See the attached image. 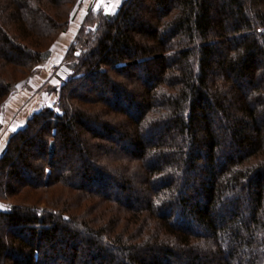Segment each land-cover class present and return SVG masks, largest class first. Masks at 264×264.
Here are the masks:
<instances>
[{"label": "trees", "instance_id": "1", "mask_svg": "<svg viewBox=\"0 0 264 264\" xmlns=\"http://www.w3.org/2000/svg\"><path fill=\"white\" fill-rule=\"evenodd\" d=\"M80 2L0 0V112ZM87 21L0 156V264H264V0Z\"/></svg>", "mask_w": 264, "mask_h": 264}, {"label": "rangeland", "instance_id": "2", "mask_svg": "<svg viewBox=\"0 0 264 264\" xmlns=\"http://www.w3.org/2000/svg\"><path fill=\"white\" fill-rule=\"evenodd\" d=\"M89 1L81 0L79 5L74 8L68 29L55 40L46 62L39 66L29 78L21 81L17 89L7 99L0 112V156L12 133L17 131L19 126H24L35 112L43 107L52 106L56 102L63 82L72 73L69 67L74 61L70 57L71 48L83 26L88 23L90 12L101 10L95 7L97 3L90 4ZM106 7L113 8V10H103L107 13H115L118 8V6L109 4ZM78 50L82 51L83 49L78 47ZM12 103L14 104L10 106ZM15 200L0 198V211L8 210Z\"/></svg>", "mask_w": 264, "mask_h": 264}, {"label": "crops", "instance_id": "3", "mask_svg": "<svg viewBox=\"0 0 264 264\" xmlns=\"http://www.w3.org/2000/svg\"><path fill=\"white\" fill-rule=\"evenodd\" d=\"M123 0H90L89 3L90 4H94L95 2V7L97 9H101V10H113V8H110V7H106L107 4L109 5H114L115 7L118 6L117 10L119 9L121 3H122ZM116 10V11H117ZM29 92V90H27ZM14 103H12L10 106H12ZM23 125L19 126L16 130L20 129Z\"/></svg>", "mask_w": 264, "mask_h": 264}, {"label": "snow or ice", "instance_id": "4", "mask_svg": "<svg viewBox=\"0 0 264 264\" xmlns=\"http://www.w3.org/2000/svg\"><path fill=\"white\" fill-rule=\"evenodd\" d=\"M117 2H118V0H117Z\"/></svg>", "mask_w": 264, "mask_h": 264}]
</instances>
